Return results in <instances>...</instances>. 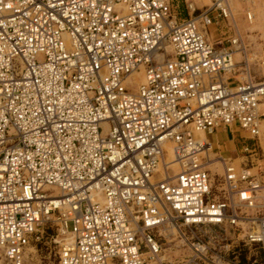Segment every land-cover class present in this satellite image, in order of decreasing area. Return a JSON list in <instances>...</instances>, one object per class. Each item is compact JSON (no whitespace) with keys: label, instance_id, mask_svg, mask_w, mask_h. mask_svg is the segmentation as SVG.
Returning <instances> with one entry per match:
<instances>
[{"label":"built area","instance_id":"1","mask_svg":"<svg viewBox=\"0 0 264 264\" xmlns=\"http://www.w3.org/2000/svg\"><path fill=\"white\" fill-rule=\"evenodd\" d=\"M187 7L0 0V264H26L49 230L56 264H242L212 248L214 227L264 253L263 167L208 139L238 125L240 151L258 154L247 141L262 147L264 57L253 75L239 29L210 40L236 23L230 0Z\"/></svg>","mask_w":264,"mask_h":264},{"label":"rangeland","instance_id":"2","mask_svg":"<svg viewBox=\"0 0 264 264\" xmlns=\"http://www.w3.org/2000/svg\"><path fill=\"white\" fill-rule=\"evenodd\" d=\"M178 1V12H180L178 15L179 18L188 17L187 2L189 1H193L195 3L198 12L203 10L206 6L212 4V0H175V4H177ZM231 2L233 12H235L236 23L234 24L236 25L234 26V24L229 23L228 21L217 22L216 25H212L209 28L210 40L217 44V46L228 45V37L237 31L236 29H239L247 48V57H249L250 60L249 66L251 71L253 75L259 76L260 60L264 57V0H253L251 3H241L238 0H231ZM248 7L252 8L254 11V18L252 21H250L245 14V9ZM237 59L243 60V55L237 53ZM142 73L143 72H141V75H143ZM134 75H136V73L133 74L132 77ZM243 133L244 130L238 125L231 127L229 125L222 124L213 134H210L209 137L214 144V149H216L218 143H220L222 147L220 148V151H223L225 155L229 154V156L235 158V162L240 163L244 161L251 166V162L254 159L255 164H260L264 170V139L262 140L263 144L261 148L260 146L258 147L256 140L247 141L248 145L252 146L253 143H256L257 146L256 151L258 154L251 156L247 151L246 153L240 151L243 142L238 144L239 147L234 146L235 140L237 142L241 141L238 138L243 135ZM198 135L204 137L205 133L199 132ZM233 138L236 139L233 141ZM214 152L217 151L214 150ZM219 154L222 153L219 152ZM217 156V154H212L211 158L216 159ZM167 160L170 162V157H168ZM214 166V170L216 169L215 171L222 172L223 167H221V163L219 161L215 162ZM70 227H72V225H70ZM54 233L55 231L49 230V238L45 239L44 242L36 244V247L30 250V255L26 264H56L58 260L59 246L58 243L51 238ZM210 233L214 236L211 245L212 248H215L214 250H218L220 245L226 246L229 244V248L226 247L222 250V253L227 259L231 258L235 261L239 260L242 264H264V253L258 245H247L244 244L242 240H232L231 236L226 240L225 238L218 236V234L224 236L218 227H214L213 232ZM179 240L180 239L178 238L177 241H175V246L181 244ZM208 240L209 239H207V241ZM181 245L178 250H176V247H173V253L171 252L172 255H176L174 258L177 260L183 255V251L184 253L188 252V247L185 245V250H183L184 247H181Z\"/></svg>","mask_w":264,"mask_h":264},{"label":"bare ground","instance_id":"3","mask_svg":"<svg viewBox=\"0 0 264 264\" xmlns=\"http://www.w3.org/2000/svg\"><path fill=\"white\" fill-rule=\"evenodd\" d=\"M230 7H231V9H233V6H232V2H231V0H230ZM167 50L168 51H170L171 50V46H170V44H168L167 45ZM136 73V75H134L133 77H132V75H131V79H130V81H131V83H132V85H136L137 87L141 84V82H143L144 81V74L143 75H141V72H135ZM134 73V74H135ZM246 133V132H245ZM202 137V136H201ZM202 138H204V137H202ZM167 149H168V157H170V160L172 161L173 160V150H172V147H171V145H167ZM173 168L175 169V172H177L178 171V165L176 164V163H174L173 164ZM259 198H261L262 199V201H264V193L262 192L260 195H259ZM67 239H70V234L67 236ZM35 248V247H34ZM29 253H30V249H29ZM29 258V257H28ZM28 261V260H27Z\"/></svg>","mask_w":264,"mask_h":264},{"label":"crops","instance_id":"4","mask_svg":"<svg viewBox=\"0 0 264 264\" xmlns=\"http://www.w3.org/2000/svg\"><path fill=\"white\" fill-rule=\"evenodd\" d=\"M247 61L250 63L249 57H247ZM212 134H213V133H212ZM244 134H246V133L244 132L243 135H244ZM209 135H210V134H208V139L210 140ZM235 139H236V138H233V141H234ZM263 139H264V138H262V140H263ZM210 141H211V140H210ZM235 141H236V140H235ZM235 141H234V146L239 147L238 144H239L240 142H237V141L235 142ZM211 142H212V141H211ZM212 143H213V142H212ZM262 144H263V142H262ZM213 147H214V144H213ZM237 147H236V148H237ZM220 148H222V147H221V144L218 143L217 148L214 149V150H216L217 152H221L224 156L228 157L229 154L225 155V154L223 153V151H220ZM254 169H257V168H254ZM254 169H253V170H254ZM254 171H257V170H254Z\"/></svg>","mask_w":264,"mask_h":264}]
</instances>
